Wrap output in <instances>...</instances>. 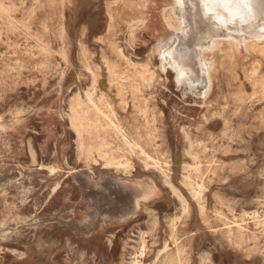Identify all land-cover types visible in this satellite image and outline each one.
Instances as JSON below:
<instances>
[{
	"label": "rangeland",
	"instance_id": "obj_1",
	"mask_svg": "<svg viewBox=\"0 0 264 264\" xmlns=\"http://www.w3.org/2000/svg\"><path fill=\"white\" fill-rule=\"evenodd\" d=\"M250 2L181 21L180 74L168 1L0 0V264H264Z\"/></svg>",
	"mask_w": 264,
	"mask_h": 264
},
{
	"label": "bare ground",
	"instance_id": "obj_2",
	"mask_svg": "<svg viewBox=\"0 0 264 264\" xmlns=\"http://www.w3.org/2000/svg\"><path fill=\"white\" fill-rule=\"evenodd\" d=\"M163 1H168L170 2V6L167 7L165 6L162 9V18L163 21H165V23L167 24L168 27L172 28L174 33L173 35L170 36V38H168L167 40H165V42L162 43H158L156 45V51H159V46L160 45H168L169 47H171V49H173V54H174V58L178 64V68L176 70L179 71V73L181 74L183 71L180 69V67L182 66L181 63L178 62V59L181 58V52H180V39L179 37H177V34H185L184 31H177V29L180 27V23L181 21L184 20H193V18H196L201 16L203 17L202 20L203 22H201L202 20H200L201 25L203 27H208L211 24L212 20L214 19L215 16L220 17L219 14L225 13L227 11H225L223 9V5L225 3H233L234 0H163ZM238 2H240L241 0H237ZM244 2H247L246 6H248L249 8H251L253 6V2H250V0H243ZM258 3H261L259 7L264 8V0H257ZM115 4V3H114ZM190 4V5H189ZM252 4V6H251ZM221 8V9H220ZM1 9V7H0ZM185 11H181L184 10ZM217 9V10H216ZM254 10L257 11L256 5L254 6ZM3 11V10H2ZM5 12V11H4ZM215 15V16H214ZM217 17L215 19H217ZM213 18V19H212ZM212 19V20H211ZM194 24H195V20H193ZM130 27L132 28L133 25H130ZM194 27L196 28V25H194ZM264 28V25L262 26ZM196 33V32H195ZM192 37V36H190ZM193 40V37L191 38V41ZM190 41V42H191ZM132 42V41H131ZM116 43V41H115ZM117 45V44H116ZM191 45V43H190ZM192 46V45H191ZM190 46V47H191ZM189 47V48H190ZM248 48L251 49L250 51H253L254 53H259L262 56H264V41L262 42H252L251 44H248ZM216 50V56H218L219 53L221 52H225L227 55L230 56H234L236 54H240L242 49V46L240 44H233L232 42H228V41H219V43L216 45L215 47ZM187 52V49H186ZM206 57L208 53L205 54ZM225 58V57H224ZM214 59V58H212ZM149 60V59H148ZM232 60V59H230ZM181 61V60H180ZM211 61V60H209ZM150 62V61H149ZM206 62V61H205ZM212 62V61H211ZM209 63V62H208ZM134 63H132L131 65H133ZM215 63H213L212 65H214ZM148 65V64H147ZM146 65V66H147ZM148 67V66H147ZM214 67V66H213ZM183 68V66L181 67ZM231 68V67H230ZM232 70V69H231ZM251 70V69H250ZM242 71V70H241ZM253 71V70H252ZM255 72V71H254ZM236 74V73H235ZM255 74V73H254ZM253 75V74H252ZM232 76V75H231ZM235 76V75H234ZM254 76V75H253ZM246 78V77H244ZM248 78V77H247ZM250 78V77H249ZM248 78V79H249ZM252 79V78H251ZM250 79V80H251ZM264 79V78H263ZM211 83H212V75L210 77ZM209 80V82H210ZM249 80V81H250ZM257 80V79H256ZM212 86V85H211ZM100 87V86H99ZM211 89V88H210ZM212 116V115H211ZM210 116V117H211ZM208 118V117H206ZM209 119V118H208ZM206 119V120H208ZM150 158V157H149ZM105 165H110V161L107 160ZM187 169V168H186ZM191 186V185H190ZM189 187V186H188ZM192 187V186H191ZM189 189V188H188ZM190 190V189H189ZM192 191V189H191ZM193 193V192H191ZM196 193V192H195ZM146 199V198H145ZM139 202V201H138ZM139 204V203H138ZM144 204V203H143ZM181 216V215H180ZM178 218V217H176ZM170 228V227H169ZM172 229V228H171ZM174 229V228H173ZM174 231V230H172ZM152 244V243H151ZM143 246V245H142ZM162 251V250H161ZM160 251V252H161ZM159 255V254H158ZM157 256V255H156ZM134 263V262H133Z\"/></svg>",
	"mask_w": 264,
	"mask_h": 264
},
{
	"label": "crops",
	"instance_id": "obj_3",
	"mask_svg": "<svg viewBox=\"0 0 264 264\" xmlns=\"http://www.w3.org/2000/svg\"><path fill=\"white\" fill-rule=\"evenodd\" d=\"M46 167H47V166H46ZM46 167H45V168H46ZM45 168H44V169H45ZM47 170H48L49 172H50V171H51V172H56L57 169H56L55 167H53V166H48V167H47Z\"/></svg>",
	"mask_w": 264,
	"mask_h": 264
}]
</instances>
